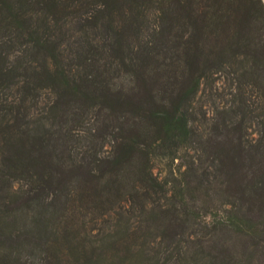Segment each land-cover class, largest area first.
<instances>
[{
  "label": "trees",
  "instance_id": "trees-1",
  "mask_svg": "<svg viewBox=\"0 0 264 264\" xmlns=\"http://www.w3.org/2000/svg\"><path fill=\"white\" fill-rule=\"evenodd\" d=\"M0 264H264V0H0Z\"/></svg>",
  "mask_w": 264,
  "mask_h": 264
},
{
  "label": "rangeland",
  "instance_id": "rangeland-1",
  "mask_svg": "<svg viewBox=\"0 0 264 264\" xmlns=\"http://www.w3.org/2000/svg\"><path fill=\"white\" fill-rule=\"evenodd\" d=\"M13 57V55L11 56V58ZM203 106V107H202ZM198 110L200 111V115L203 113L204 110H207L209 113H211V105L209 103H207L206 100H201L198 103L197 106ZM165 163L161 160H157L156 162V170H162L165 168Z\"/></svg>",
  "mask_w": 264,
  "mask_h": 264
}]
</instances>
